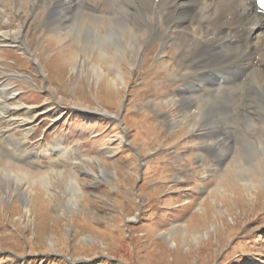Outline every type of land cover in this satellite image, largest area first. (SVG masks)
Instances as JSON below:
<instances>
[{"label": "rangeland", "instance_id": "obj_1", "mask_svg": "<svg viewBox=\"0 0 264 264\" xmlns=\"http://www.w3.org/2000/svg\"><path fill=\"white\" fill-rule=\"evenodd\" d=\"M33 2L0 4V31L10 17L16 43H0V79L35 120L27 161L0 141V264H264V151L252 159L243 147L264 140L261 116L250 136L222 143L218 163L221 148L209 141L220 140L201 113L179 120L189 108L174 40L126 33L98 78L89 65L99 57L88 59L55 22L39 27ZM24 30L35 59L16 42ZM116 68L125 81L115 82ZM74 179L81 195L72 201Z\"/></svg>", "mask_w": 264, "mask_h": 264}, {"label": "bare ground", "instance_id": "obj_2", "mask_svg": "<svg viewBox=\"0 0 264 264\" xmlns=\"http://www.w3.org/2000/svg\"><path fill=\"white\" fill-rule=\"evenodd\" d=\"M33 5L31 17L39 27L49 28L55 22L57 33L70 36L88 59L90 54L99 57V65L87 63L98 78L107 72L102 64L104 60L117 58L116 52H120L126 33L137 39L146 30V42L174 40L183 71L178 76L182 85L179 95L189 108L188 115L179 120H192L194 112L201 113V120L210 126L208 135L221 142L209 141V147L221 148L215 156L216 162L226 160L224 146L252 134L254 116H261L264 124V10L257 6L256 0H34ZM1 12L5 10L0 11V16ZM6 19L11 29L0 31V43L15 45L11 34L13 23L10 17ZM31 20L22 21L24 29ZM162 24L165 28H161ZM23 33L16 42L34 58L36 55L24 36L26 30ZM74 65L77 69L76 59ZM116 71L115 82L125 81L121 68ZM17 94L10 81L0 79V141L7 145L6 152L27 161L32 153L25 145L35 134V120L31 108L22 115L24 108ZM244 115L247 126L241 130ZM4 123L18 128L24 139L17 138L11 129H4L1 126ZM254 140H249L254 149L243 145L247 149L244 153L252 159L264 151V140L260 144ZM63 142L58 143L63 146ZM41 180L50 190L52 176L46 175ZM67 189L73 193L72 201L80 197L81 188L76 179L69 181ZM26 206L29 209L28 203ZM175 232L176 227L168 235L173 237Z\"/></svg>", "mask_w": 264, "mask_h": 264}]
</instances>
